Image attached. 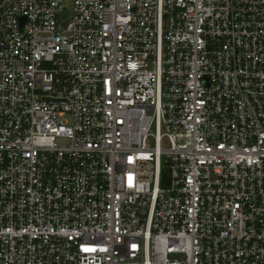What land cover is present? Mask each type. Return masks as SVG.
Returning a JSON list of instances; mask_svg holds the SVG:
<instances>
[{
    "label": "built area",
    "instance_id": "built-area-1",
    "mask_svg": "<svg viewBox=\"0 0 264 264\" xmlns=\"http://www.w3.org/2000/svg\"><path fill=\"white\" fill-rule=\"evenodd\" d=\"M0 264H264V0H0Z\"/></svg>",
    "mask_w": 264,
    "mask_h": 264
}]
</instances>
